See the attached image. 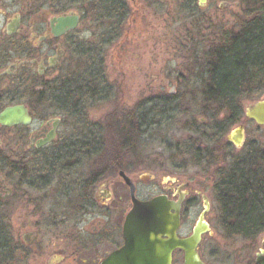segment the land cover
Here are the masks:
<instances>
[{
  "label": "flooded vegetation",
  "instance_id": "1",
  "mask_svg": "<svg viewBox=\"0 0 264 264\" xmlns=\"http://www.w3.org/2000/svg\"><path fill=\"white\" fill-rule=\"evenodd\" d=\"M166 2L167 0H0V114L7 108L18 106L24 108L28 117L26 125H0V181L3 182L0 184V196L5 188H9V177L26 168H34V189L46 190L53 185L52 191H56V197L65 196L67 201L71 198L62 209L64 217L61 218V224L64 230L61 236H56L57 239L48 248L35 247L36 235L35 232H30L33 236L32 243L23 247L22 242L20 251L24 250L26 256L16 264H24L28 252L33 264H103L110 256L120 252L125 244L123 223L132 208L130 187L125 184L120 172L133 185L135 197L139 201L165 197L173 206L179 204L178 238L190 236L202 216V222L209 231L202 234L197 254L204 264L219 256L227 261L233 255L240 259V264H264V228L260 233L246 238L236 237L230 233L229 223L223 226L221 218L216 217L220 215L219 208L213 207L217 205L216 197L207 194L202 188H194L197 181L168 176L167 181L157 184L155 180L161 176L158 166V174H142L137 169L138 162L131 156V152L146 144L134 146L131 143L133 137H126L119 145L110 144L111 151L124 152L130 158L122 170L118 169L117 152L113 155L111 153L104 168L94 175L72 177L66 173L69 168L80 166L83 161L81 158L86 157V151H102L105 129L98 125H87L86 115L88 105L92 102L113 99L110 78L114 73V66L107 60L110 56L114 58L120 54L129 55L127 62L135 63L140 73L144 72L138 62L145 60L146 56H164L169 51L181 56V67L174 75L171 74L173 76L168 77L167 84L162 87L164 92L144 96L138 101L137 104H141L140 111L129 115L136 121H130L129 127L121 130L123 136L142 131L141 134L160 137L162 132L177 123L174 119L182 113L184 104L193 106L204 103L208 114L213 115L216 113V104H241L245 99V90L241 95V89L237 93L233 92L236 93L234 95H227L229 92L224 88L234 84L229 83L228 79H221L218 69L231 51L227 47L229 41L244 37L241 30L246 29L253 19L239 22L238 25L236 23L235 30L195 34L188 28L200 24L204 19L194 13L206 8L207 0L203 5H199L198 0H186L181 8L184 12L193 14L188 17L191 24L184 31L175 33L173 42L168 43L170 33L166 30L164 15ZM259 7L255 20L257 46L254 79L257 88L262 85L263 77L260 75L263 74L264 67L263 9L262 5ZM207 28L209 27H204V30ZM202 35L206 37L205 42L197 43L195 40ZM200 44H205L202 51L198 47ZM113 61L118 63L115 58ZM138 77L141 75L138 74ZM240 85L245 87L243 81ZM167 86H171V89L166 90ZM87 88H93L89 92L94 90L90 96ZM256 101L258 100L253 102ZM192 108L197 109L196 106ZM238 108L243 112V118H239L240 123L229 127L231 130L221 144L214 145L219 142L218 136H222L227 130L216 132V135L211 132L213 136L210 131L198 132V123L203 127L206 123L204 118H198L189 121V125L184 123L185 127H190L192 135L201 137V141L205 142L194 148L196 153L193 144L187 143L189 153H183L185 147L181 150L176 142L167 143L171 139L170 134L162 136V143L158 144V148L162 152L183 151V154L195 159L197 166L205 168L206 172H203L209 182L230 173V167L236 163L244 165L246 168L243 172L255 174L256 186L260 192H264V161L245 158L256 151H263L258 140L255 138L246 143L243 140L241 146L236 147L230 139L231 133L238 128L242 129L243 139L245 136L241 122L248 120L245 118V108L240 105ZM218 117L221 120L226 116ZM76 119H80L79 123ZM74 122L83 127H71L70 124ZM171 129L173 131V127ZM208 144L213 148L208 149ZM242 148L244 154L241 160L230 155L232 149ZM169 161L170 166L175 167V161L167 160ZM129 171L139 175L130 176ZM54 173L64 176H53ZM141 184L147 189L139 197ZM9 189L12 197L13 188ZM121 192L126 195L125 202H121L119 198ZM226 211L231 210L227 208ZM169 213L176 215L174 210ZM74 214L77 215L73 216ZM194 215L195 219L188 231L187 227ZM214 228L223 235L222 243L213 240ZM231 238L244 241L242 247L232 253ZM219 247L225 250L222 255L218 252ZM244 258L246 262L241 261ZM177 260L180 262L177 263ZM182 261L183 253L174 251L172 264H180Z\"/></svg>",
  "mask_w": 264,
  "mask_h": 264
},
{
  "label": "rangeland",
  "instance_id": "2",
  "mask_svg": "<svg viewBox=\"0 0 264 264\" xmlns=\"http://www.w3.org/2000/svg\"><path fill=\"white\" fill-rule=\"evenodd\" d=\"M185 2L186 0H167L165 4L164 15L167 23L166 30L170 33V37L168 36L167 40L168 43L173 42L175 33L184 31V29L191 24L188 17L193 14H188L181 8V6L186 4ZM227 5L228 7L226 8ZM261 5L264 6V0H207L205 6L206 8L199 10L198 12L195 11L196 13H194V15H198L199 17L202 16L204 19H202L200 24L195 25L194 27L191 26L188 29L195 34H200L205 31L217 34L227 29L235 30L234 25L236 23L238 25L239 22L250 21L254 15L257 16L259 14V6ZM204 27L209 28H207L208 30H204ZM201 38L204 39L201 40ZM201 38H198V40L195 41L197 43L201 41L205 42V35H202ZM198 47L200 48V51H202L205 44H200ZM114 58L118 60V63L113 61ZM114 58L113 56H110V59H107L108 62L113 63L114 66V73H112L111 78L109 77L113 85V99L109 101L92 102V104L90 103L91 105H88L86 115L87 125H98L101 126L102 129H105L103 130L102 136V154L98 155V157L81 158L83 161L80 166L69 168L66 173L72 177H88L94 175L96 171L103 169L104 164H107L110 159V144L117 143V145H119L120 143H123L121 142L123 139H126V137L129 136L133 137L131 143L134 146H137L138 144H146L144 147L139 146L131 152V156H133L138 162L137 169L141 170L142 174H145L146 176H154L159 167L161 176L156 178L155 181L157 184L167 181L168 178L166 177L168 176H176L179 177L180 180L192 179L193 181H197L196 184H194V188H202L207 194L216 197L213 191V185L214 182H216V178L210 182L207 181L203 172H206L205 168L197 166L194 161L195 159L192 160L190 156L183 154L189 153L187 149L190 148L187 146V143L194 145L193 150L195 147L201 146L202 143H205L201 141V137H195L192 135L193 132L189 130L190 127H185L184 123H188L187 125H189V121L191 120L204 118L206 121L204 127L203 125H201V127L199 123L196 126L198 132L199 130H202L205 133L210 131V133L212 132L216 135V120L220 117H218L215 113L213 115L208 114L206 104L199 103L193 105L194 107L196 106L197 109L192 108L193 106L189 104H184L181 108L182 113H179L174 119L175 123H177L172 126L173 131L171 129L172 127L168 128L165 132H162L163 134L160 135V137L158 135L150 136L144 133L141 134L142 131H138L134 133V135L129 134L123 136V131H121L122 129L129 127L128 124L130 121H136V119L129 117V115L134 114L138 110L140 111L139 106L141 104L137 103L142 97L148 95H158L160 92H164L165 89L162 87L167 84L168 77L173 76L174 73H176L181 67V56L177 55L175 52L169 51L164 56L154 54L149 57L146 56L145 60L140 58L141 61L138 63L142 66L144 73H140V70L135 63L133 64V62L130 61L127 62L129 55L120 54L116 57L114 56ZM148 59L150 61L149 64ZM134 60L137 62L136 58ZM138 74H140L141 77H138ZM260 76L262 78L263 74ZM168 88L171 89V86H167L166 90H168ZM245 93V99L241 104H239L241 108H245L247 105L251 104L250 102L255 100H264V81L262 80V87H252L249 92L246 91ZM241 123L245 131L243 139L245 141L244 143L256 138L259 142L258 144L260 145V149L262 148L264 150V128H258L254 123L249 121ZM70 126L74 128L83 127L76 122L71 123ZM230 130L231 129L229 128L225 134L222 133V136H218L219 142L214 143V145L221 144V142L225 140V136L229 134ZM212 133L211 135L213 136ZM168 134H170V136ZM113 136L115 138H113ZM162 136L171 137L170 141L168 140L167 143L175 144L176 142V144L181 147V150L185 147V152L182 151V153L180 151H176L175 153L173 151H160L158 144L162 143ZM207 147L208 149L213 148L212 146H209V144ZM119 153L118 159L119 157L122 159L121 165L124 168V165L130 158L128 156L126 157L124 152L120 151ZM194 153H196L195 150ZM243 154V148L232 149L230 152L231 156L237 158L242 157ZM169 159L175 161V167L170 166V161L167 162ZM128 174L130 176L139 175L131 171H129ZM60 176L61 174L58 175V177ZM7 183L9 188H13L12 197L4 205L2 220V225L6 230L5 235L8 240L20 247L23 244L21 241L22 235L25 233L35 232V247H50V245L54 243L55 239H57L56 236H61L64 230L62 226L63 224H61L63 221L61 220L59 214V212L63 213V206L61 205L64 203V200L60 196H55L56 191H52L54 187L53 185L46 190H30L22 183L18 184V180L12 177H9ZM146 189L147 187L143 186V184L140 185L139 197H142V193H144ZM119 198L121 202H125L126 195L121 192ZM216 206L217 205H214L213 207L215 208ZM216 217L219 218V215ZM194 219L195 215L187 227L188 231L192 226ZM213 232V240L215 242L220 241L222 243L223 235L218 232L216 228L213 229ZM231 239L230 251L232 253L233 250H238L242 247L244 241L240 238ZM214 241H212V243ZM208 243H210V241H208ZM24 246L27 247L23 244V247ZM224 251L223 247L218 248L220 255H222ZM27 254L28 258L24 264H33L31 258H29V252ZM225 260L226 259L222 256H219L213 261H208L207 264H240V259L235 257V255H233L232 259L227 261ZM241 261L246 262L245 258ZM179 262L180 261L177 260V263Z\"/></svg>",
  "mask_w": 264,
  "mask_h": 264
},
{
  "label": "trees",
  "instance_id": "3",
  "mask_svg": "<svg viewBox=\"0 0 264 264\" xmlns=\"http://www.w3.org/2000/svg\"><path fill=\"white\" fill-rule=\"evenodd\" d=\"M263 9V22H264V6ZM256 15L253 16L252 23L245 29H242L244 37L240 36L229 41L227 45L230 48V53L225 56V62H223L218 69V75L221 79H228L229 83L232 82L234 85H229L224 88L228 91L227 95H234L238 91L249 92L250 89L256 88V81L254 79L255 66H256V46L257 39L255 38L256 33ZM264 42V39H263ZM264 78V67L262 69ZM245 83V87L240 85L242 81ZM264 81V79H262ZM258 82V81H257ZM236 83V84H235ZM260 86V85H259ZM262 87V85L260 86ZM93 88H87L88 92ZM92 92L88 93L93 94ZM236 92V93H233ZM244 94L243 92L241 95ZM246 94V93H245ZM239 104L234 102L216 104V115H225L226 117L221 120H216L215 131L220 133L226 131L227 128L235 125L239 122V118H243V112L238 108ZM79 123L80 119H76ZM120 151H118V154ZM112 155L115 151H111ZM102 151L96 149L86 151V158L98 157ZM119 156V155H118ZM248 159L264 161V150L256 151L249 156L245 157ZM237 158L236 160H241ZM121 158L118 159V169L122 170ZM250 166V165H249ZM246 168L244 165L236 163L230 167V173L220 175L214 182V194L216 195V204L220 210L219 217L221 222L229 223L230 233L236 237H248L260 233L264 228V192H260L255 183V174H246L243 169ZM46 169V168H45ZM58 175V173H54ZM12 178L18 180V184L22 183L27 188L34 189V168H26L23 172L12 175ZM64 200L61 206L62 209L66 207L67 201L65 196H61ZM6 202L0 201V264H16L17 262L24 259L26 252L20 251V247L13 244L12 241L8 240L6 230L3 228V210ZM229 208L231 211L228 212L226 209ZM81 209V208H78ZM60 217H64V213H60ZM74 214L73 216H76ZM2 226V227H1Z\"/></svg>",
  "mask_w": 264,
  "mask_h": 264
},
{
  "label": "water",
  "instance_id": "4",
  "mask_svg": "<svg viewBox=\"0 0 264 264\" xmlns=\"http://www.w3.org/2000/svg\"><path fill=\"white\" fill-rule=\"evenodd\" d=\"M199 5L206 0H198ZM245 118L252 121L258 127H264V100L253 102L245 108ZM28 117L22 107L7 108L0 114V125L13 126L26 125ZM232 143L239 147L243 142L242 129L238 128L231 133ZM124 182L130 187V199L132 208L126 215L123 223L124 247L120 252L110 256L103 264H172V253L176 250L183 253L181 264H204L198 254L197 246L202 234L209 231L202 222V216L193 227L190 236L177 237L178 208L167 202L165 197H156L149 201H139L134 194V187L124 173ZM3 182L0 181V184ZM12 191L5 188L0 200H8ZM174 210L176 215H170ZM22 242L26 245L32 243V233L22 235Z\"/></svg>",
  "mask_w": 264,
  "mask_h": 264
}]
</instances>
